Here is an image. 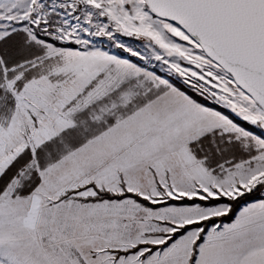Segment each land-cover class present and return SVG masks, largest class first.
Instances as JSON below:
<instances>
[{
  "label": "snow or ice",
  "instance_id": "6c2138e0",
  "mask_svg": "<svg viewBox=\"0 0 264 264\" xmlns=\"http://www.w3.org/2000/svg\"><path fill=\"white\" fill-rule=\"evenodd\" d=\"M0 264H264V0H0Z\"/></svg>",
  "mask_w": 264,
  "mask_h": 264
}]
</instances>
